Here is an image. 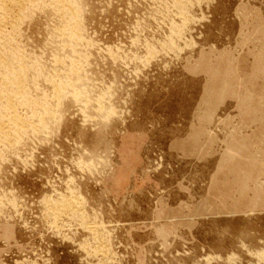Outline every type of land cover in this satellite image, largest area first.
I'll use <instances>...</instances> for the list:
<instances>
[{
  "label": "rangeland",
  "instance_id": "rangeland-1",
  "mask_svg": "<svg viewBox=\"0 0 264 264\" xmlns=\"http://www.w3.org/2000/svg\"><path fill=\"white\" fill-rule=\"evenodd\" d=\"M48 1L0 25V264H264V0Z\"/></svg>",
  "mask_w": 264,
  "mask_h": 264
},
{
  "label": "bare ground",
  "instance_id": "bare-ground-1",
  "mask_svg": "<svg viewBox=\"0 0 264 264\" xmlns=\"http://www.w3.org/2000/svg\"><path fill=\"white\" fill-rule=\"evenodd\" d=\"M45 1V0H44ZM43 0H0V25H1V23H3V24H6L5 22H3L6 18H8L9 19V21L8 22H10V19L11 20H14L13 19V16L12 17H10L11 15H12V13H13V11L15 10V9H17L18 7H20V6H22L23 4L25 5L26 4V2H29L30 3V5L29 6H31V5H33L34 6V4L36 3V6H37V4H40L41 2H44ZM48 1V0H47ZM51 3H50V5L53 3V5L56 7V5H57V7H59V10L61 9V11L62 12H64L65 13V15L67 14H71L70 16H72V13H73V11H74V9H73V6H72V3L73 2H71L70 0H49ZM48 1V2H49ZM32 3V4H31ZM34 3V4H33ZM45 3V2H44ZM28 4V3H27ZM26 4V5H27ZM25 5V6H26ZM52 6V5H51ZM24 7V6H23ZM22 7V8H23ZM32 7V6H31ZM21 8V9H22ZM29 8V7H28ZM54 9V8H53ZM56 9V8H55ZM54 9V10H55ZM19 10V9H18ZM24 10V9H23ZM56 11H58V8L56 9ZM60 11V12H61ZM38 12V11H37ZM59 12V11H58ZM56 13V12H55ZM76 13V12H75ZM61 14V13H60ZM21 15V14H20ZM63 15V14H62ZM75 14H73V16H74ZM64 16V15H63ZM76 16V15H75ZM74 16V17H75ZM66 17V16H65ZM65 19H67V17L65 18ZM71 19H73V18H71ZM71 19H68V22L67 23H69L70 24V22H71ZM69 20H70V22H69ZM15 21V20H14ZM74 21V20H73ZM7 22V21H6ZM12 22V21H11ZM71 23H73V22H71ZM75 23V22H74ZM79 23V22H78ZM68 24V25H69ZM6 25H8V23L6 24ZM9 25H10V23H9ZM8 25V26H9ZM19 25V24H18ZM72 25V24H71ZM75 25V24H74ZM73 25V26H74ZM4 25H2V26H0V27H3ZM69 27H70V25H69ZM6 28V27H5ZM65 28V27H64ZM66 28L68 29V27L66 26ZM75 28V27H74ZM73 27L71 28V29H73V31L75 30ZM77 28V27H76ZM3 30H4V27L2 28ZM1 28H0V47H1V49H6V48H3L7 43H8V41L6 40V35L4 34L5 32L2 30ZM11 29V28H10ZM7 31V30H6ZM65 31V30H64ZM68 32H69V29L67 30ZM10 32V31H9ZM12 32H13V30H12ZM66 32V31H65ZM74 33V32H73ZM63 34L65 35V33L63 32ZM66 34H67V32H66ZM11 35V34H10ZM68 35H71L70 37H76V36H74V34H73V36H72V34H68ZM68 35H65V36H68ZM76 35H77V33H76ZM9 37V36H8ZM71 38V39H72ZM12 39V38H11ZM74 39V38H73ZM77 39V38H76ZM78 39H79V36H78ZM8 40H9V38H8ZM75 40V39H74ZM10 41V40H9ZM13 41V40H12ZM70 41V40H69ZM72 41V40H71ZM77 42H79L78 40H77ZM10 43V42H9ZM70 45V44H69ZM5 47H7V46H5ZM8 48V47H7ZM72 48V47H71ZM15 49V48H14ZM72 50V49H71ZM1 52V51H0ZM4 52V51H3ZM7 52V53H6ZM15 52V51H14ZM6 53V54H5ZM74 53V52H73ZM9 55V48H8V51H5L4 52V54H1L2 56H6V55ZM15 54V53H14ZM0 55V56H1ZM2 56H1V58L0 59H2ZM12 56V55H11ZM16 57H17V55H15ZM21 56V55H20ZM20 56H19V59H20ZM13 58H14V55H13ZM16 59H18V58H16ZM14 61H17V60H14ZM3 62V61H2ZM22 62V61H21ZM24 62H25V60H24ZM72 62V61H71ZM15 63V62H14ZM8 63H0V73H2V74H0V87H2L3 88V91L1 92L2 94H0V98L4 101V103H5V108H4V111L2 112V114L0 113V138H5V137H7V136H9V137H13V136H16V134H18L19 133V136H20V133H21V131H23L24 132V130H25V133H27L26 131L28 130V129H25V124L24 123H22V122H24V121H20V119H18L16 116L17 115H15L16 113H15V108L13 109L12 108V104H11V102H10V104H9V101L12 99L11 97H9V93L7 92V87H8V85L10 86V87H15L16 88V90H17V92L18 91H20L21 89H22V84L21 83H23V82H21V79H20V74H21V69L22 68H19V65L21 64H19V65H17V68H16V73H14L11 69H9V65H7ZM11 64V63H10ZM15 65H16V63H15ZM22 65V64H21ZM72 65V64H71ZM23 66V65H22ZM27 66V65H26ZM14 67H16V66H14ZM38 67V66H37ZM30 68H31V66H30ZM83 69V68H82ZM24 70H25V65H24ZM76 71V70H75ZM23 73H24V71H22ZM79 72V71H78ZM26 73V72H25ZM21 75H23V74H21ZM26 75V74H25ZM74 76V75H73ZM25 77V76H24ZM23 77V78H24ZM43 77V76H42ZM22 78V79H23ZM67 79V78H66ZM23 80H25V78L23 79ZM77 80V79H76ZM69 81V80H68ZM67 81V82H68ZM73 83V82H72ZM24 84V83H23ZM78 84V83H77ZM61 85V84H60ZM60 85H59V87H60ZM54 86V85H53ZM66 86H67V84H66ZM69 86V85H68ZM63 86H61V88L60 89H62L61 91H60V89L58 90L60 93H63L62 91H63V88H62ZM6 88V89H5ZM21 88V89H20ZM55 88V87H54ZM69 88H70V86H69ZM8 89H9V87H8ZM70 89H72V88H70ZM76 89V88H75ZM56 90V89H55ZM65 90V89H64ZM57 90H56V92H57V94L59 93ZM11 92V91H10ZM22 92V91H21ZM73 93H74V95H75V92H74V90L72 91ZM23 93V92H22ZM72 93V94H73ZM18 94H20V93H18ZM17 94V95H18ZM24 94V93H23ZM23 94H22V96H23ZM10 95H11V93H10ZM70 95V94H69ZM13 97H14V95H13ZM9 98H11L10 100H9ZM74 98V97H73ZM18 99V98H17ZM26 99V103H28L27 102V99H29V98H25ZM20 100H21V102L22 101H24V97L23 98H20ZM75 100V99H74ZM15 102V101H14ZM1 103V102H0ZM24 103V102H23ZM23 103H19V104H23ZM28 105V104H27ZM32 106V105H31ZM35 106V105H34ZM33 106V107H34ZM14 107V106H13ZM22 107V106H21ZM26 107V106H25ZM3 109V108H2ZM34 109V108H33ZM111 109V108H110ZM13 110H15V111H13ZM41 110H43L42 108H41ZM46 110V109H45ZM36 113V112H35ZM46 113V112H45ZM52 113V112H51ZM35 117H36V114H35ZM28 122V121H27ZM26 122V124H28ZM39 122H41V121H39ZM26 127H27V125H26ZM30 127V126H29ZM46 128V127H45ZM31 129V128H30ZM42 129V128H41ZM39 131H40V129H39ZM29 132V131H28ZM23 134V133H22ZM22 136V135H21ZM19 138V137H18ZM15 140H17V139H15ZM6 142V141H5ZM10 142H11V140H10ZM2 144V143H1ZM8 145H10L9 143H8ZM4 146V145H3ZM67 207V206H66ZM76 208V207H75ZM60 211V210H59ZM62 211H63V209H62ZM56 214H58V213H56ZM66 214V213H65Z\"/></svg>",
  "mask_w": 264,
  "mask_h": 264
}]
</instances>
